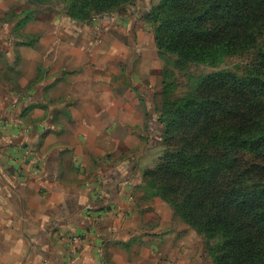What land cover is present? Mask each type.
I'll use <instances>...</instances> for the list:
<instances>
[{
    "label": "trees",
    "instance_id": "16d2710c",
    "mask_svg": "<svg viewBox=\"0 0 264 264\" xmlns=\"http://www.w3.org/2000/svg\"><path fill=\"white\" fill-rule=\"evenodd\" d=\"M133 1L60 0L79 22ZM149 14L179 70L244 61L163 101L162 155L143 187L200 232L213 264H264V0H159Z\"/></svg>",
    "mask_w": 264,
    "mask_h": 264
},
{
    "label": "crops",
    "instance_id": "0c3cea01",
    "mask_svg": "<svg viewBox=\"0 0 264 264\" xmlns=\"http://www.w3.org/2000/svg\"><path fill=\"white\" fill-rule=\"evenodd\" d=\"M78 51L0 50V264H132L126 218L135 205L121 175L139 165L122 160L136 149L124 116L96 112L101 122L90 126L75 122L83 118L74 108L73 122H56L46 107L111 101L109 86L95 90L73 73ZM155 199L159 209L168 206ZM153 243L157 251L168 240ZM157 262L171 258L165 251Z\"/></svg>",
    "mask_w": 264,
    "mask_h": 264
},
{
    "label": "rangeland",
    "instance_id": "374dc122",
    "mask_svg": "<svg viewBox=\"0 0 264 264\" xmlns=\"http://www.w3.org/2000/svg\"><path fill=\"white\" fill-rule=\"evenodd\" d=\"M158 2L134 0L79 22L72 19L60 0H0V50H79V66L73 73L93 80L95 90L109 86L113 97L108 103L97 101L98 96L86 105L54 101L46 107L54 109L56 122H73L70 112L74 108L83 118L75 122L90 126L101 122L96 112L109 110L124 116L123 128L136 149H127L122 160L140 166L121 175L126 195H131L128 200L135 205L126 218V228L131 229L133 238L129 251L132 264H159L158 257L165 251L171 264H213L200 232L174 215L166 202L169 207L159 209L156 197L143 187L142 174L162 155L158 116L163 101L181 96L203 75L237 69L244 59L228 58L219 65L191 62L185 69L175 68L174 57L161 56L155 43L149 11ZM117 92L119 101L114 100ZM102 154L110 159L113 152ZM163 238L168 245L154 251L153 242Z\"/></svg>",
    "mask_w": 264,
    "mask_h": 264
},
{
    "label": "built area",
    "instance_id": "2783aa9c",
    "mask_svg": "<svg viewBox=\"0 0 264 264\" xmlns=\"http://www.w3.org/2000/svg\"><path fill=\"white\" fill-rule=\"evenodd\" d=\"M21 96L20 95H15L14 98L12 99V106L17 107L18 104L20 103Z\"/></svg>",
    "mask_w": 264,
    "mask_h": 264
}]
</instances>
